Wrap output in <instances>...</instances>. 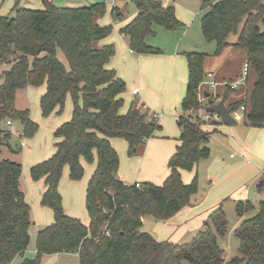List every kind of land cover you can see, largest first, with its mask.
Returning a JSON list of instances; mask_svg holds the SVG:
<instances>
[{
  "label": "trees",
  "instance_id": "1",
  "mask_svg": "<svg viewBox=\"0 0 264 264\" xmlns=\"http://www.w3.org/2000/svg\"><path fill=\"white\" fill-rule=\"evenodd\" d=\"M132 1L138 15L120 30L121 34L129 38L136 54L162 53L149 45L147 38L156 35L155 27H184L174 5L165 7L159 0ZM201 2V27L206 40L217 44L219 55L230 46L229 37L238 35L234 47L246 52L249 70L257 75L250 94L231 103L230 111L244 107L245 123L264 128V32L259 27L264 23V4L262 0ZM42 3L43 9H31L16 0L11 13L0 16V65L11 66L0 76V122H20L23 137L36 135L39 125L31 119L30 110L16 107L18 92L29 87L46 84L40 99L45 118L54 112L63 114L69 97L73 102L71 120L54 133L55 154L30 169L33 180L45 181L41 204L53 211L54 222L38 232L36 257L22 264H42L44 256L63 253L78 254L79 264H223L224 250L218 238L227 234L229 222L222 206L211 213L189 243L158 241L143 231L144 219L166 222L195 203L198 173L190 184H185L181 170L193 171L201 160L211 156V134L203 130L205 122L197 116L192 119L191 114L204 108L198 90L206 77V54L184 53L188 82L178 119L181 144L169 160V177L160 187L151 183L128 185L118 178L120 158L111 139H124L128 155L135 156L161 126L153 112L138 102L126 114L120 113L124 105L121 95L127 86L115 70L107 68L116 48L101 44L113 32L112 24L99 23L106 6L97 3L72 8L58 6L52 0ZM59 51L67 65L59 59ZM10 137V132L0 130V264H12L27 251L33 225L31 206L21 189L22 164L1 159ZM82 159L90 164L97 162L86 191L88 226L65 213L59 191L65 167L71 180L83 178ZM254 209L257 214L244 219L235 230L242 257L228 264H264V201L257 207L250 201L236 204L241 219Z\"/></svg>",
  "mask_w": 264,
  "mask_h": 264
},
{
  "label": "crops",
  "instance_id": "2",
  "mask_svg": "<svg viewBox=\"0 0 264 264\" xmlns=\"http://www.w3.org/2000/svg\"><path fill=\"white\" fill-rule=\"evenodd\" d=\"M52 1L54 2V0ZM159 1H161L165 7L170 4L174 5V1L176 2V0H159ZM36 4H37V0H36ZM124 4H128V0H123L120 5L117 3L114 4L111 9V13L114 20L116 15H119L118 20H115L119 22L116 24L117 32L114 31V33L111 36H108L103 41H101V44H112L115 46L116 54L107 65V68L115 70L117 76L121 78L127 86L126 92L121 95V97L124 100V105L120 113L126 114L134 102H138L139 105L141 104L145 105L150 110L153 109L150 108V105L159 111L170 109L171 103L174 102L173 99L176 100L178 98L177 97L178 94L176 93V95L174 96V92L177 90V86L179 82L178 69L180 68V66L185 67L186 65L187 82H188V63L186 57L184 56V53L186 52L182 54L179 52L178 49L174 50L172 53H170V58L167 62H165L163 58H159L156 55H141L133 52L129 46V38L122 35L120 30L136 18V16L138 15V10H136L133 14L128 15V17H126L124 14L125 13ZM14 5L12 6L11 11ZM21 6L31 9L44 8L43 3L39 4L38 7H29V5L26 3L25 5H21ZM174 7L177 18L178 19L180 18L179 20L183 23L181 17L178 15L177 7L175 5ZM1 15L2 14H0V16ZM101 20L102 18L99 19V23L101 25H111V24H102ZM58 57L63 63L67 65L66 58L61 51H59ZM4 66L5 67L2 74L11 68V66L7 64H5ZM205 73L207 74L213 73L215 78L217 79L216 71L210 70L207 72L205 71ZM223 79L225 80L223 82L228 81L227 79H225V77H223ZM248 80L249 77L246 81ZM230 81L233 82L232 80ZM2 82L3 80L0 79V83ZM241 85L243 84H240L239 87ZM158 86L161 87L159 88ZM246 86L248 87V83H246ZM41 87H42L41 88L42 92L40 94V98L46 92V84ZM239 87L236 89H227V87L225 86L224 92L222 94H217V95L213 94L215 96V97L213 96V98L215 99L216 102H219L224 99L226 92L229 93L230 90V93L228 95L229 97L227 100H225L226 106L229 107L231 103L243 99L250 94L249 89L246 88L245 96H243L242 93L238 91ZM32 88L33 87H29L26 90H29L31 92L32 90L30 89ZM163 88H165L166 92L168 91L165 96H162L164 94L161 93ZM186 90H187V85H186ZM150 95H155L158 97L162 96V98L160 97V100L152 103L150 101ZM185 95H186V91L184 93V96L182 97V100L180 97L181 104ZM72 113H73V102L69 97L66 102L65 111L61 115L57 114V112H54L52 115L46 118L43 117L42 115L40 121H37L36 119L35 121L33 119V116L30 115L31 119L39 125V130L36 134L41 133L40 131L43 127L48 133V138L50 135L51 137H53L52 141H49L50 142L49 146L47 145L40 146L38 144V141L36 140L38 139L36 138L37 135H35V137L33 138L23 137L22 136L23 126L21 125L20 131L17 132L18 133L17 135L19 136V138L22 139V147L14 148L11 145L12 134L10 137L9 146L3 147L5 153L3 150L1 159L11 160V158H14V160H16V162H20L23 167L21 189L25 193V198L27 203L31 206L32 220L34 225L31 226L29 233L31 236L32 243H35V241L37 240V235L40 230L47 227L48 225H51L54 222V214L50 208L42 206L41 204L43 194L46 191V185L44 179L38 181L33 180V178L31 177L30 169L33 166L48 160L55 154L56 152L55 144L57 142V139L55 138L54 133L57 130V128H59L62 124L71 120ZM172 114L173 113H171V116H173ZM232 115L237 120V124H238L239 119L234 115V113H232ZM179 116H176L175 119L178 127L177 130H172V129L170 130L168 128V125L166 124L165 118H163L161 121L159 120V124L161 128L156 132L153 138L149 139L145 145L139 148L138 153L135 156L128 155V143L124 139H120V138L111 139V144L118 152L120 158V167L118 171V178L120 181L128 185H132L135 183H140V184L151 183L158 187L162 186L165 183L166 179L170 175V169L168 165L169 160L172 157V155L175 153L177 147L181 144L180 142L181 129L178 125ZM214 121L215 120L209 123H205L202 126L204 131L211 134V138L214 134L224 135L221 131L222 126H224L223 123H214ZM11 123L12 124H9L7 121L8 125H13L15 122H11ZM252 129L255 133L262 134L260 135V141H258L257 144L255 142L251 145L247 144L242 146L240 150V156L242 158V161L228 165L231 167H235L234 171L241 172L243 175V177L240 178V180H238V182H240L239 183L240 185L237 186L239 187L235 186L236 191H233L231 195H228L230 193L229 192L230 190H226V189L222 190L221 192H218L216 194L217 196H215V198L211 200V202L208 203L211 197V192H210L208 198L206 196L201 203L199 202L198 204L185 207L169 221L157 222L154 229L156 233L158 232L157 233L159 235V237H157L158 241H169L173 243H179L186 234L193 231L199 232L203 228L204 223L208 220L211 213L219 206H222V204L226 200L230 199L231 196H235V193L239 190L238 188H242L241 187L242 184H245L250 180H256V182L259 180L260 183L258 184V189L264 188V174L261 171L259 173V169L256 166L251 165L250 162V158L252 157L250 150L252 153H254L258 145L260 148V149L258 148L259 150H264V128L252 127ZM5 132H9V131L6 130ZM82 164L85 169V164L83 162ZM198 165L195 167V169H193V171L181 170L182 180L185 184H190L194 180L196 174L198 173ZM223 165L224 163L222 162V166ZM96 167H97V162H94L92 165V171L89 174L88 183L93 173L95 172ZM67 177H69V168L65 167L63 177L59 185V191L63 197V206L65 213L71 217L80 219L86 226H88L90 224L89 214L88 217L83 220L78 215L72 214L73 207L69 205L70 202L66 200V194H65L67 193L65 186ZM88 183L86 185V191H87ZM196 196L197 195H195V197ZM195 197L193 198L194 200L196 199ZM232 200H234L236 204L240 201L251 202V200L248 197L247 191L241 192L238 195V197H234L232 198ZM261 201H264V199L261 198L258 204ZM85 202H86V197H85ZM68 206L71 208V211L69 210ZM145 221L146 219H144V223ZM32 252L36 254V245H35V249H33ZM26 254L27 251H25L24 255L17 256L12 264H22L26 257L33 256V254H29V256L28 255L26 256ZM69 257H76L78 258L79 261L78 254H55V255L44 256L42 264L44 263L47 264V261L48 262L52 261L53 264L54 263L67 264L68 262L67 259ZM48 258H50L51 260H47Z\"/></svg>",
  "mask_w": 264,
  "mask_h": 264
},
{
  "label": "rangeland",
  "instance_id": "3",
  "mask_svg": "<svg viewBox=\"0 0 264 264\" xmlns=\"http://www.w3.org/2000/svg\"><path fill=\"white\" fill-rule=\"evenodd\" d=\"M123 0H54V3L61 7H89L92 4L104 3L106 6V14L102 17V24H112L113 32L116 31V24L119 23L115 21L111 9L114 4H121ZM16 0H0V14L9 15L11 12L12 6L15 4ZM42 3V0H20L21 5L28 4L29 7H38L39 4ZM264 4V0H262ZM125 5V16L133 14L137 7L132 0H128V4ZM174 5L177 7L178 15L181 17L183 21L184 27L179 30H168L164 27H155L156 35L149 36L147 38V42L154 48H158L162 53L156 54L159 58H163L165 62H167L170 58V53L174 50L178 49L180 53L184 52H200L206 54L205 71H216L218 85L215 88H211L205 82L202 84L203 92H210L212 94H222L224 92V82L223 77L228 81H239L242 78L245 64L247 63V54L245 51L238 50L234 47V44L238 41V35H231L229 37L228 42L230 46L226 48L221 54H217V44L213 41H208L204 37L202 32L201 22L202 17L204 15V11L202 10V2L201 0H176L174 1ZM180 19V18H179ZM259 27L264 32V23H260ZM111 34V35H112ZM110 35V36H111ZM4 65H0V76L4 70ZM179 71V82L177 86V90L174 92V96L176 93L178 94V98L171 103L170 109L159 111L156 110L153 106L150 105L151 111L158 115V120H162L165 118L166 124L168 128L171 130H177V123L175 121L176 116L181 114V100L186 91L187 85V67H181L178 69ZM207 75V73H206ZM209 80V78L205 77L204 81ZM257 80V75L253 70H249V80L242 82L238 91L245 96V89L248 88L251 92L253 86ZM248 83V87L246 86ZM159 88L161 86H158ZM42 87H33L31 92L29 90L19 91L16 100V107L18 109H26L30 110V115L33 116V119L40 121L42 118V113L40 109V94L42 92ZM34 91V92H33ZM168 92V91H167ZM165 88L162 89V92L165 96L166 93ZM199 94V90H198ZM162 96H160L162 98ZM160 97L155 95H150V101L152 103L160 100ZM181 97V100H180ZM215 97V96H214ZM200 101V100H199ZM204 105L207 103V98L204 97V100L201 101ZM200 102V103H201ZM193 111L192 119H194L198 112ZM171 113H173L171 116ZM201 113L204 114V111L201 109ZM205 115V114H204ZM234 115L239 119L238 124L225 125L222 126L221 131L222 134H214L211 138V142L209 144L211 148V156L208 159H203L200 161L198 165V182H199V191L197 196L195 197V203H201L205 197L210 194L211 197L208 201L211 202L217 196L218 192L222 190H230L228 195H231L233 191H236L235 186L240 185L238 180L243 177L241 172L234 171L235 167L228 166L230 164H235L242 161L240 156L241 147L244 145H251L258 141H260V135L255 133L252 127L246 125L243 121L244 118V110L238 109V111L234 112ZM35 120V121H36ZM21 124L20 122H15L13 125H8L7 121L0 122V129L7 130L12 134L11 145L16 148L22 147V139L17 135L18 131H20ZM41 133L36 134V139L40 146L47 145L49 146L53 137L51 135L48 138V133L42 127ZM35 137V136H34ZM33 138V137H32ZM259 148V145L257 149ZM252 153V157L250 158L251 165L256 166L260 171L264 174V150H257ZM4 150V149H3ZM5 153V150H4ZM3 158V156H2ZM14 160V158H11ZM82 162L85 164V172L84 176L81 180L71 181L69 177L66 179V200L69 201V205L73 207L74 215H78L82 220L88 217V213L86 211L85 205V197H86V185L89 180V174L92 171V165L86 162L84 159ZM222 162L224 165L222 166ZM260 181L258 180H250L245 184H242V188H238L239 190L235 193V196H231L230 199L226 200L222 206L226 213L227 220L229 222L227 234L224 237H219V245L224 250V262L223 264L230 263L236 257H242L239 246L240 241L235 235V230L240 225L241 221L244 219H248L254 217L257 214V210H251L247 212L243 219L239 218L236 211V202L232 200L234 197H238L241 192L247 191L248 197L251 200L252 204L258 206L259 200L264 199V188L258 189V184ZM74 186V187H73ZM69 207V206H68ZM71 211V208L69 207ZM154 218L148 217L143 226V231L149 232L153 234L156 238L159 235L156 233L154 227L157 224ZM34 225V224H33ZM198 231H193L184 236V238L179 242V244L189 243L193 237L197 234ZM35 243H30L27 254H33V256L26 257V259H34L36 254L32 251L35 249ZM70 254V253H63ZM24 255V254H23ZM47 260H51L48 258ZM67 264H79L78 258L69 257ZM46 264V263H44ZM47 264H53L52 261ZM55 264V263H54ZM243 264V263H241Z\"/></svg>",
  "mask_w": 264,
  "mask_h": 264
},
{
  "label": "built area",
  "instance_id": "4",
  "mask_svg": "<svg viewBox=\"0 0 264 264\" xmlns=\"http://www.w3.org/2000/svg\"><path fill=\"white\" fill-rule=\"evenodd\" d=\"M206 77L209 78V80H207V81H203V82L201 83V85L199 86V100H200V102L203 101V100H204V97H205V96H204V93H205V92L202 91V84H203L204 82H205L207 85H209L211 88H215V87L218 85L217 80L214 79L215 76H214L213 73H209V74H207ZM248 77H249V66H248V64L246 63V64H245V67H244V72H243L242 78H241L239 81H233V82H231V81H226V82H224V85H225L226 87H229L230 89H236V88L239 87V85H240L242 82L246 81V80L248 79ZM211 96H212V94H211ZM205 98H206V97H205ZM201 103H202V102H201ZM207 103H208V99H207ZM206 105H208V104H205L204 106H206ZM202 110L204 111V114H205V115H204L203 113H201V109H200V111H199L198 114H197V118L200 119V120H202V122L209 123V122H211V121H213V120H218V119H220V116H219L218 114L208 113V112H206V111L204 110V108H203ZM242 110H244V107H242ZM153 117L156 118V119H158V115L155 114V113H153ZM8 123H9V124H12L10 121H8ZM135 185H136V187H141V186H142V184H140V183H135ZM106 234L109 236V235H110L109 231H106Z\"/></svg>",
  "mask_w": 264,
  "mask_h": 264
},
{
  "label": "water",
  "instance_id": "5",
  "mask_svg": "<svg viewBox=\"0 0 264 264\" xmlns=\"http://www.w3.org/2000/svg\"><path fill=\"white\" fill-rule=\"evenodd\" d=\"M204 96L208 99V105L204 106V110L208 113L218 114L220 119L215 120L214 123H223V124H237V120L233 117L229 107L226 106L225 100L216 102L212 98L211 93L206 91Z\"/></svg>",
  "mask_w": 264,
  "mask_h": 264
}]
</instances>
